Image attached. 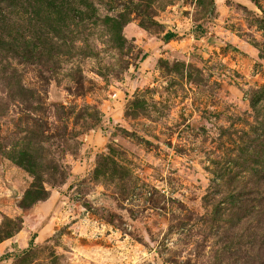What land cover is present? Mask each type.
<instances>
[{
  "label": "rangeland",
  "instance_id": "1",
  "mask_svg": "<svg viewBox=\"0 0 264 264\" xmlns=\"http://www.w3.org/2000/svg\"><path fill=\"white\" fill-rule=\"evenodd\" d=\"M0 264H264V0H0Z\"/></svg>",
  "mask_w": 264,
  "mask_h": 264
},
{
  "label": "trees",
  "instance_id": "2",
  "mask_svg": "<svg viewBox=\"0 0 264 264\" xmlns=\"http://www.w3.org/2000/svg\"><path fill=\"white\" fill-rule=\"evenodd\" d=\"M173 34L171 33V32H166L165 33V38H169V37H171Z\"/></svg>",
  "mask_w": 264,
  "mask_h": 264
}]
</instances>
